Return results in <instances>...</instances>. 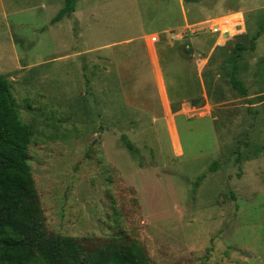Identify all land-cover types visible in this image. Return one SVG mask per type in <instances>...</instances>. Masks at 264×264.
Segmentation results:
<instances>
[{
    "label": "rangeland",
    "instance_id": "1",
    "mask_svg": "<svg viewBox=\"0 0 264 264\" xmlns=\"http://www.w3.org/2000/svg\"><path fill=\"white\" fill-rule=\"evenodd\" d=\"M64 6L0 0L49 233L129 237L151 264H264V0H76L53 24ZM238 44L245 96L223 65Z\"/></svg>",
    "mask_w": 264,
    "mask_h": 264
},
{
    "label": "trees",
    "instance_id": "2",
    "mask_svg": "<svg viewBox=\"0 0 264 264\" xmlns=\"http://www.w3.org/2000/svg\"><path fill=\"white\" fill-rule=\"evenodd\" d=\"M75 4L76 0H65L52 23L70 17ZM243 50L244 46L236 45L223 65L232 66L231 86L245 96L247 90L237 77ZM32 137L20 120L8 81L0 77V264H151L144 246L129 237L74 238L49 233L28 163ZM122 141L131 154L136 153L126 137Z\"/></svg>",
    "mask_w": 264,
    "mask_h": 264
},
{
    "label": "built area",
    "instance_id": "3",
    "mask_svg": "<svg viewBox=\"0 0 264 264\" xmlns=\"http://www.w3.org/2000/svg\"><path fill=\"white\" fill-rule=\"evenodd\" d=\"M227 25H229V21H226L222 26L215 25L213 27V29H214L215 32H218L220 30V28L224 27L225 28V32H228L229 29H228V26ZM152 40H153V42H156L157 41L156 37H154Z\"/></svg>",
    "mask_w": 264,
    "mask_h": 264
}]
</instances>
